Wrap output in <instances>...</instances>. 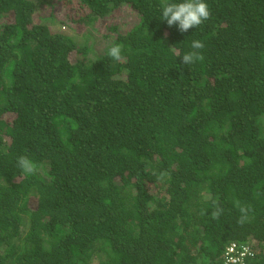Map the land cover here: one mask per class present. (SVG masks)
Instances as JSON below:
<instances>
[{
  "label": "trees",
  "instance_id": "trees-1",
  "mask_svg": "<svg viewBox=\"0 0 264 264\" xmlns=\"http://www.w3.org/2000/svg\"><path fill=\"white\" fill-rule=\"evenodd\" d=\"M46 2L0 0V264H221L230 241L264 264V0H206L184 33L165 0H56L131 11L92 56L33 20Z\"/></svg>",
  "mask_w": 264,
  "mask_h": 264
},
{
  "label": "clouds",
  "instance_id": "clouds-1",
  "mask_svg": "<svg viewBox=\"0 0 264 264\" xmlns=\"http://www.w3.org/2000/svg\"><path fill=\"white\" fill-rule=\"evenodd\" d=\"M210 11L206 0H180V2H165L161 6V16L163 21L169 27L175 25L181 33L187 32L190 28H198L204 21L210 18ZM204 47L200 40H193L191 43V51L181 55L173 46L170 49L177 57H181L183 65H191L197 61L203 60V55L198 51ZM108 56L116 61H120L121 47L113 45L108 50ZM17 167L25 175H35L38 170L36 163L28 156H19L17 158ZM241 212H245L244 208H240ZM220 210L213 212L214 216H218ZM243 222V219L240 221ZM228 264H237L235 260L229 261Z\"/></svg>",
  "mask_w": 264,
  "mask_h": 264
},
{
  "label": "rangeland",
  "instance_id": "rangeland-1",
  "mask_svg": "<svg viewBox=\"0 0 264 264\" xmlns=\"http://www.w3.org/2000/svg\"><path fill=\"white\" fill-rule=\"evenodd\" d=\"M54 2L56 0H47L46 3L38 6L33 12V20L45 22L51 29L60 30L71 35L79 45H87L90 56L100 53L105 46V42L99 35L106 24L111 22L120 23V21L128 19V16L134 19L129 8L122 7L116 8L106 17L99 18L91 24H86L84 21L72 22L71 20L76 19L82 13L73 12L67 17L69 8L58 2L53 6ZM66 20L69 23H66Z\"/></svg>",
  "mask_w": 264,
  "mask_h": 264
},
{
  "label": "built area",
  "instance_id": "built-area-1",
  "mask_svg": "<svg viewBox=\"0 0 264 264\" xmlns=\"http://www.w3.org/2000/svg\"><path fill=\"white\" fill-rule=\"evenodd\" d=\"M251 256H253V251L247 243L230 241L223 250L221 264H228L232 260H235L237 264H247Z\"/></svg>",
  "mask_w": 264,
  "mask_h": 264
}]
</instances>
